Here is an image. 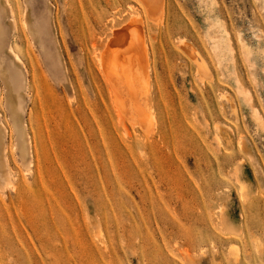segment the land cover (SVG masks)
<instances>
[{"label":"rangeland","instance_id":"374dc122","mask_svg":"<svg viewBox=\"0 0 264 264\" xmlns=\"http://www.w3.org/2000/svg\"><path fill=\"white\" fill-rule=\"evenodd\" d=\"M146 3L0 0V264H264V0ZM125 25L149 129L98 62Z\"/></svg>","mask_w":264,"mask_h":264},{"label":"bare ground","instance_id":"6f19581e","mask_svg":"<svg viewBox=\"0 0 264 264\" xmlns=\"http://www.w3.org/2000/svg\"><path fill=\"white\" fill-rule=\"evenodd\" d=\"M145 1L147 2L146 5L148 4L149 7H151V9L148 8L149 11H151V12L156 11L157 10L156 7L161 5V0H145ZM154 6H155V10L153 9ZM157 13H161V12L158 10ZM154 14H151V15H154ZM138 17H140V16H138ZM138 17L136 20H134L135 18L133 19V21L131 20L132 22H134L132 25H136L137 23H141L140 22L141 18L139 19ZM131 21H130V23H132ZM130 23H128V25ZM128 25L123 26V28L122 29L120 28V30L115 29L116 32H115V30H113L115 32V34H113L114 35L113 38L111 37L108 40V42L106 43L103 50L100 51V53H98V62H99L100 67L103 71V74L106 76L108 81L111 83V86L114 89L113 91H115L114 93L117 96H120L121 102L123 101L122 100L123 98L121 96H124V98H126L125 101L128 104H130L131 107L136 111L138 118L140 119L139 116H141V117L145 116V117H143L145 120V118L148 117L145 110L141 108L142 106L140 107L141 109L138 110V106L140 103V102H138V99H139L138 94L140 92L142 94L144 91H142L139 84L137 86L136 82H139V80H141V77H143L142 75H146V71H147L146 69H148L147 66L149 64L148 59H147L148 58L147 49H146V44H145V40L143 38V35L141 36V33L140 34L138 33L140 30L137 31L135 29V27H133L135 29L134 30L132 28V25H131L130 28L132 29L133 32L130 31L131 33H128L129 32L128 29H130V28H128ZM136 28H139V27H136ZM126 29L128 30V32H126ZM181 43H183V42H181ZM10 50H12V52H14L15 60L18 63H21V62L23 63V58L21 57V55L18 52L14 51L13 48H10ZM95 58H97V57H95ZM25 68H26V66H25ZM206 70H207V68H206ZM27 76H29V75H27ZM120 99H118V101ZM118 103H120V102H118ZM122 106L125 107L123 109L126 110V106L125 105H122ZM13 109H15V107H13ZM134 120H135V118H134ZM146 120L144 121V123L146 124V127H147L146 129H149L150 125L149 126L147 125L148 123H146ZM148 120L151 121L152 119L148 118ZM148 120H147V122H149ZM151 122H149V124H151ZM143 124H141V125L144 126ZM18 132H19V136H22L20 132H22V134L26 135L23 125H18ZM7 159H8V157H7Z\"/></svg>","mask_w":264,"mask_h":264}]
</instances>
